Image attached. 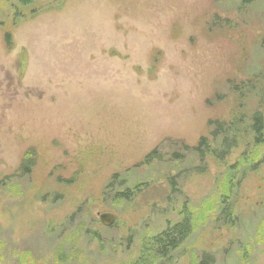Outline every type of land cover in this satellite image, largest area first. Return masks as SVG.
Masks as SVG:
<instances>
[{"label":"rangeland","instance_id":"rangeland-1","mask_svg":"<svg viewBox=\"0 0 264 264\" xmlns=\"http://www.w3.org/2000/svg\"><path fill=\"white\" fill-rule=\"evenodd\" d=\"M263 92L264 0H0V264L132 263L187 205L196 230L165 264H264V164L229 227L223 178L248 143L202 173L185 148L264 113ZM114 175L133 201L105 195Z\"/></svg>","mask_w":264,"mask_h":264},{"label":"trees","instance_id":"trees-1","mask_svg":"<svg viewBox=\"0 0 264 264\" xmlns=\"http://www.w3.org/2000/svg\"><path fill=\"white\" fill-rule=\"evenodd\" d=\"M16 1L20 7L28 8L36 0ZM252 2L254 0H244L245 4ZM7 44L10 45L9 35H7ZM248 85L251 87H249L250 94L258 91L257 86L252 81L245 84V87ZM237 89L240 90L238 87ZM262 95H264V92ZM244 114L240 117L233 116L228 122L210 121L209 135L202 137L196 147H185L187 153H191L199 160V166L195 170L202 173L207 169L208 157H212L218 163L227 164V160L233 151L238 149L243 141L248 143V147L245 148L241 158L227 167L223 178L226 187L225 193L220 198L219 215L224 218L226 225H229V227L233 226L236 219L233 199L238 186L243 183L250 173L256 172L264 164V113L256 111L249 116ZM251 148L255 150V155L250 152ZM161 159L158 150H154L145 157L140 166H148ZM34 167L35 153L30 150L22 160L17 173L11 177L12 180L31 176ZM169 181L172 184V181ZM125 184L126 179H123V176L114 175L105 188V195L113 194L116 200L126 203L133 201L138 194L139 186L128 188ZM195 230L194 215L187 205L183 208L182 219L175 224H168L161 233L145 240L140 247L136 260L128 264L168 263L173 259L174 253L180 250L193 236ZM199 264H211V261L207 262V259L203 258Z\"/></svg>","mask_w":264,"mask_h":264},{"label":"water","instance_id":"water-1","mask_svg":"<svg viewBox=\"0 0 264 264\" xmlns=\"http://www.w3.org/2000/svg\"><path fill=\"white\" fill-rule=\"evenodd\" d=\"M98 217L100 222L106 227H111L115 222V216L111 213L100 214Z\"/></svg>","mask_w":264,"mask_h":264}]
</instances>
